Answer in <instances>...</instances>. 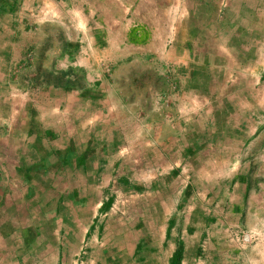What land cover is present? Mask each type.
I'll return each instance as SVG.
<instances>
[{"label": "rangeland", "instance_id": "374dc122", "mask_svg": "<svg viewBox=\"0 0 264 264\" xmlns=\"http://www.w3.org/2000/svg\"><path fill=\"white\" fill-rule=\"evenodd\" d=\"M195 3L198 15L203 7L209 14L200 16L194 30L177 26L179 0H136L148 30L77 26L78 16L70 20L72 26L51 22L32 28L29 41L38 46L26 50L25 67H39L40 82L77 91L58 88L23 100L7 96L23 102L25 114L29 106L40 115L45 108L61 111L48 117L50 139L23 130L25 147L35 140L34 157L25 152V166L35 168L18 174L12 190L0 192V201L14 204L0 203V264H171L179 247L180 264H247V252L264 248V142L244 150L234 143L241 136L250 140L256 123L262 121L264 128V0ZM148 34L152 46L137 48L134 44L144 43ZM185 40L196 77L181 81L186 65L179 67L178 59ZM101 78L116 90L110 91L109 103L137 104L136 119L145 108L158 118L163 102L173 113L177 98L191 103L194 94L200 134L210 140L207 150L180 172L178 156L160 154L159 144L146 140L145 128L127 119L128 107H122L119 124L108 127L117 134L120 157L99 158L106 148L101 139L110 140L111 131L92 121L88 135H81L79 115L85 109L96 114ZM178 88L192 93L176 96ZM47 98L51 104L43 108ZM65 108L76 121L70 123ZM243 119L248 126H233ZM87 139L91 147L85 151ZM81 152L88 154L86 166L83 159L74 160ZM245 177L262 189L260 194L240 187ZM248 194L253 195L251 216L244 208ZM108 200L109 206L101 207ZM256 202L263 211L258 218Z\"/></svg>", "mask_w": 264, "mask_h": 264}, {"label": "crops", "instance_id": "0c3cea01", "mask_svg": "<svg viewBox=\"0 0 264 264\" xmlns=\"http://www.w3.org/2000/svg\"><path fill=\"white\" fill-rule=\"evenodd\" d=\"M195 2L197 0H179V25L177 26H191L192 30L199 28L197 27L200 26L198 25L199 18L204 13L205 15L209 14V7L202 6L201 13L203 14L198 15V6ZM185 4L188 5V8ZM135 8L136 0H0V192L5 189L12 190L18 182V174H31L32 169L35 168L30 164L25 166V152L30 153L31 156L33 155L32 151L34 148L32 146L35 140H31L33 144H28L31 147H25L24 128H26L27 133L29 132L33 136L47 135L50 139L49 126L51 122L48 117L55 112L61 111L58 108H45L44 114L40 115L32 106H29L25 114L24 103L21 101L17 102V100L14 103L7 96L15 95L20 100H23L22 97L27 94H42L46 91L53 92L58 88L62 90L77 89L68 85L57 87L54 82L47 84L40 82L43 77L40 68H34V66L25 67V64L29 63L25 59L26 50L38 46V42L29 41L28 36L31 35L32 28L34 27L33 29H36L35 26H45L46 23L50 25L51 22H57L60 26H72L70 20L78 16L80 21L77 26H144V29L148 30L139 18L141 12H137ZM153 30H157V28L154 27ZM150 40V35L148 34L144 43L134 45L137 48L141 46H145L146 48L151 47ZM187 41H182L179 49V67L182 68L184 64L186 65V69H182L183 73L181 72V81L185 80V78L196 77V65L194 64L196 62H194L193 56L189 53ZM151 50L147 49V54L150 55ZM30 70L31 72H29ZM44 76L49 79V74ZM28 82L30 85H28ZM100 82L101 85L95 90V95H97L94 99L95 107H97L96 114H90L87 109L82 111V108H80L84 114L82 112L80 113L79 121L83 122V127L85 128L83 131L80 130V133L81 135H88L90 129H87V127L92 125L90 124L92 121L96 123L98 128H101L107 133L111 131L112 138L110 140L101 139V141H106V148L99 150L101 153L99 158L106 159L111 157V159L117 160V157H120V148L117 147V141L119 139L117 134L114 135V130H110L108 127L113 128L119 124L121 117L120 110L122 107H126L123 110H126L128 107L127 119H136L137 104L132 102V104L124 106L118 102L109 103L108 96L111 94L110 91L113 92L116 90L107 88V82L102 78ZM26 83L27 85L25 86ZM185 91H188L189 94L192 93V90L178 88L175 94L176 96H182ZM78 92L81 95L83 91L80 89ZM2 96L3 98L1 99ZM46 100L42 105L43 108L51 104L50 98ZM190 101L191 103H183L180 97L177 98L176 103L172 104L175 107L173 108V113H168V105L163 102L159 105L161 112L158 118L157 116L152 117L148 113L150 111H147L150 109L145 108L142 114L143 116H140V114L138 116L139 119H136L145 128V135L149 137L146 140H149L150 143L157 142L159 144L160 154L165 153L168 157L174 154L176 157L178 156L177 158L179 159L175 163V166L179 167L180 172L188 170L189 166H194L195 161L193 160L196 154L207 150L208 142H210L208 134L204 133L202 134L203 136L200 134L198 118L199 106L196 103L197 100L194 94ZM71 110V108L64 109V113L68 115L70 123L72 120H77V116H72ZM41 120H43L42 123ZM247 121L249 120L234 121L233 124H236L233 126L242 127L243 125L246 127L248 126ZM259 124L261 125L256 123L255 131L252 132L253 136L250 140H248L247 136H241L237 140H234V143L236 142L241 145V150L246 149L251 143L256 142L261 145L264 142L262 121ZM38 126L40 130L36 131L35 128ZM43 126H48V129L44 130ZM156 128H158V131L155 130ZM70 133L77 134V132ZM152 133L155 137L153 140H151ZM41 140L43 141L44 138ZM90 141L87 139V144L84 148L85 151L90 150ZM72 145L73 142L71 141ZM75 157L74 160L81 161L83 159L85 161L84 165H87V152H81ZM182 162L184 163L182 164ZM239 184L244 191L253 192V195L254 192L261 193V188L252 187L253 182L251 179L249 181H247L246 177L245 181L240 179ZM253 195L249 196L248 194L249 197H247V203L244 207L245 214H249L250 216L252 215L253 208L250 198ZM0 203L2 207H13L14 205L10 199H3ZM255 207L258 218V212L259 215H263V211H259L261 206H258V202H256ZM0 230H2L1 224ZM261 235L264 237V233H261ZM256 251L257 253L253 251L251 253L247 252L245 261L247 264H264V248ZM258 254L259 258L257 259L256 256Z\"/></svg>", "mask_w": 264, "mask_h": 264}, {"label": "trees", "instance_id": "16d2710c", "mask_svg": "<svg viewBox=\"0 0 264 264\" xmlns=\"http://www.w3.org/2000/svg\"><path fill=\"white\" fill-rule=\"evenodd\" d=\"M57 84H61L62 80L60 77H58L56 79ZM109 206V200L105 203L102 204L101 207H107ZM168 235V232H167ZM183 257V249L181 247H179L173 254H172V258H171V264H180V261Z\"/></svg>", "mask_w": 264, "mask_h": 264}]
</instances>
